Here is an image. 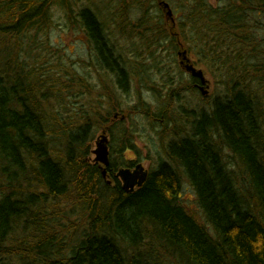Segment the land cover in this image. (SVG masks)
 <instances>
[{
	"label": "trees",
	"instance_id": "16d2710c",
	"mask_svg": "<svg viewBox=\"0 0 264 264\" xmlns=\"http://www.w3.org/2000/svg\"><path fill=\"white\" fill-rule=\"evenodd\" d=\"M130 1L0 0V264H264V109L252 89L264 50L249 26L264 0H175L171 34L163 0ZM129 5L140 17L122 27ZM57 13L86 37L78 70L50 44ZM179 44L231 82L208 109L183 108L188 128L170 114L181 93ZM105 79L121 93L131 81L148 87L156 109L140 99L123 109ZM139 117L173 139L125 193L116 172L135 164L122 158L137 149ZM105 125L106 180L88 158ZM182 175L205 224L182 204Z\"/></svg>",
	"mask_w": 264,
	"mask_h": 264
},
{
	"label": "rangeland",
	"instance_id": "374dc122",
	"mask_svg": "<svg viewBox=\"0 0 264 264\" xmlns=\"http://www.w3.org/2000/svg\"><path fill=\"white\" fill-rule=\"evenodd\" d=\"M163 1L166 2L173 11L175 0ZM205 2L214 5L216 3V0H205ZM128 9V20L124 24L119 22L122 27H126L128 26V24H134V22L140 17V13L138 10L135 9L134 5H129ZM159 12L161 13V11L157 8H150V15H160ZM60 17V13L55 14V20L57 21L55 27L51 30L49 34L50 44H52V46L58 49H62V55L64 59L66 61L70 60L72 64H75L74 69L78 70L81 65L79 60H88L86 37L77 30L69 31L65 29L64 26L61 25L58 21ZM109 18L110 17H108L107 15L101 16V20H107ZM251 19L253 20V22ZM250 21L251 22L249 23V26L252 28V40L255 45L258 46V48L260 47V50H264V13L251 15ZM126 29H128V27ZM253 29H255V31ZM116 31L117 30H115L114 33H116ZM182 50H184L183 47L181 48V51ZM189 58L192 61L193 65L197 69L202 70V72L204 73V76L208 81V94L205 97H202L199 91L193 92L188 89L191 85L189 81V76L179 68L178 61L180 59H178L177 57L176 63L174 65V71L176 73H178L179 71L182 74V84L178 87V89L181 90V93L179 94L178 100L171 105L173 106L172 108L174 110H172L173 112H171L170 114L171 117L178 123V127L184 126V128L189 127V124L193 118L190 115V118L187 122L185 119H182L180 114L181 111H183V108L194 112H198L200 109H208L216 98H222L225 95L227 89L229 88V84L231 83L230 80L224 75V73L214 72L208 66H205L203 63L197 64V62L199 61L195 54H190ZM175 72H173L174 75ZM93 77L94 78L92 84L95 85L94 82H97V79L95 76ZM262 78V82L257 86L253 85L252 89L257 93V97L259 99L261 107L262 109H264V77ZM104 82L111 89L116 91V93L114 94V102L121 103L120 105L123 109L137 106L138 99H140L145 104H148L152 110L156 109L158 105L157 101H155L153 91H150L149 88L145 86L137 90L134 81H131L132 83L127 93H121L120 91L117 92V90L114 89L115 80L108 81L105 79ZM96 89H100V85L98 83L96 85L95 90ZM104 101H107L105 100V97ZM102 106L104 109L109 108L107 102ZM53 110L59 109H57L56 107ZM165 116L169 117V114L166 113ZM69 118L73 119V116ZM150 123L151 122L147 121L146 119H143L142 117L136 119L137 139H135V142H137V149L126 151L124 157L122 158L123 161L130 160L134 161L135 163H141L146 170L155 169L157 167V164L159 163V160L165 159L163 147L166 146L171 139H173L172 132L161 136L159 131H155L151 128ZM101 128L97 131L90 144L88 158L91 161L94 159L92 150L95 148V140L99 135H101V132L103 130V128ZM180 199L186 210L189 213L193 214L201 223L205 224L202 214L196 205L195 194L193 192V189L191 188L190 184L187 182L185 176L183 175L181 177Z\"/></svg>",
	"mask_w": 264,
	"mask_h": 264
},
{
	"label": "water",
	"instance_id": "95a60500",
	"mask_svg": "<svg viewBox=\"0 0 264 264\" xmlns=\"http://www.w3.org/2000/svg\"><path fill=\"white\" fill-rule=\"evenodd\" d=\"M159 7L162 9L165 17L173 21L172 10L169 5L165 2H160ZM178 58L180 59L179 65L189 73L191 77L198 79L199 81V92L202 97L208 94V81L206 80L204 73L200 69H196L189 61L186 55V51H180L178 53ZM95 148L92 150L94 155L93 162L99 165L101 170L102 178L106 179V169L109 166V152L107 148V137L104 133L97 137L95 140ZM148 176L147 170L142 164H136L132 169L120 168L116 177L121 183V189L125 193H132L136 188H140L146 181ZM110 182L107 181V184Z\"/></svg>",
	"mask_w": 264,
	"mask_h": 264
},
{
	"label": "flooded vegetation",
	"instance_id": "af4514ba",
	"mask_svg": "<svg viewBox=\"0 0 264 264\" xmlns=\"http://www.w3.org/2000/svg\"><path fill=\"white\" fill-rule=\"evenodd\" d=\"M162 15H163V20H164V26L166 27V29L168 30V32L171 34V32H172V30H171V32L169 31V29H168V27L171 29V28H173V29H175L176 28V18L173 16V21H171L170 19H167L166 17H165V15H164V13H162ZM183 46L182 45H180L179 44V49L181 50V48H182ZM184 48V47H183ZM184 50H186L185 48H184ZM190 55H188V57H189ZM190 59V58H189ZM191 61V60H190ZM192 65H193V63H192ZM194 66V65H193ZM180 68V67H179ZM182 71H184L185 72V70L181 67L180 68ZM186 73V72H185ZM188 76H189V81H190V83H191V86H190V89H192L193 91H195V92H197V91H199V81H198V79H196V78H193V77H191L190 76V74L189 73H186ZM115 80V79H114ZM114 89H116L117 90V92H118V90H119V88H118V86L116 85V80H115V86H114ZM110 90H113V89H111L110 88ZM114 92H116L115 90H114ZM120 118H119V116H118V113H112V116H111V121H118ZM102 133H104L105 134V136L107 137V148H108V152H109V160H110V158H111V146H112V138H111V136H110V134H109V129H108V126L107 125H105L104 127H103V130H102V132H101V134ZM134 166V165H133ZM148 171V170H147Z\"/></svg>",
	"mask_w": 264,
	"mask_h": 264
}]
</instances>
